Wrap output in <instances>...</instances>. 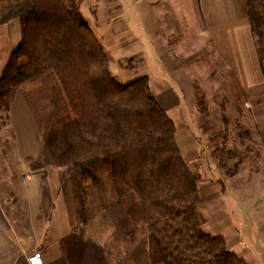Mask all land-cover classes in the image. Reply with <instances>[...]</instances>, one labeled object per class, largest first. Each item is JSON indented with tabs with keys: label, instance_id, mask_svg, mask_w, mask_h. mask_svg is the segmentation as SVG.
<instances>
[{
	"label": "crops",
	"instance_id": "0c3cea01",
	"mask_svg": "<svg viewBox=\"0 0 264 264\" xmlns=\"http://www.w3.org/2000/svg\"><path fill=\"white\" fill-rule=\"evenodd\" d=\"M248 1L114 0L117 5L99 3L91 28L117 82L127 85L148 78L153 96L176 127L183 159L194 170L213 161L207 130L202 131L196 90L202 89L207 97L214 96L213 90L222 94L228 114L225 124L236 136L234 141H230L231 134L222 139L227 147L230 142L237 145L235 153L243 159L233 180L223 188L220 178L214 182L219 191L206 189L200 176L199 211L207 233L222 236L247 264H260L251 251L244 257L243 248L234 249L241 234L231 225L224 201L239 187L251 188L257 178L259 189L264 185V63ZM21 39L19 18L0 20V77ZM125 60H138V66ZM114 66L117 77L112 73ZM26 89H18L11 101L6 126L12 141L0 158L6 174V178L0 174V264H28V256L36 251L43 254L44 264H107L103 244L94 246L92 241L98 238L87 237L83 216L70 215L60 170L41 161L43 135ZM233 151L226 157H232ZM211 165L215 166H204L212 169ZM45 180L48 195L43 194ZM211 193L215 196L208 199Z\"/></svg>",
	"mask_w": 264,
	"mask_h": 264
},
{
	"label": "trees",
	"instance_id": "16d2710c",
	"mask_svg": "<svg viewBox=\"0 0 264 264\" xmlns=\"http://www.w3.org/2000/svg\"><path fill=\"white\" fill-rule=\"evenodd\" d=\"M8 9L0 20L19 18L22 39L0 77L4 123L12 95L34 85L41 120L26 97L43 135L42 163L63 169L75 184L102 172L110 199L130 200V220L147 229L149 264H247L222 236L205 231L200 175L184 161L176 127L148 78L123 85L112 77L73 0H14ZM248 14L264 63V0H249ZM230 153L211 155L223 162ZM42 189L48 195L46 180Z\"/></svg>",
	"mask_w": 264,
	"mask_h": 264
},
{
	"label": "rangeland",
	"instance_id": "374dc122",
	"mask_svg": "<svg viewBox=\"0 0 264 264\" xmlns=\"http://www.w3.org/2000/svg\"><path fill=\"white\" fill-rule=\"evenodd\" d=\"M73 1L77 5V8L90 28L94 25V11L99 8V3L117 5L114 0ZM13 3L14 0H0L1 17H3L5 13L9 12L8 8ZM124 19L126 20L130 18L125 17ZM121 31H125V28ZM99 35L101 37L100 33ZM124 38L126 39L125 35ZM125 62L130 66L134 65L135 68L138 66V60H133L132 63L130 60H125ZM115 70L116 67L114 66L112 73L115 77H117L118 74ZM30 85L31 84H27L24 86L27 88V93L25 94L29 95L34 104V111H36V114L40 119V116H42L43 112L40 110L41 107L38 105L39 103L35 100L34 85ZM216 91L219 90H213L214 96L212 97L205 96V93L202 89L199 91V93L202 94L200 98H205V104L199 107L201 122H203L202 131L205 132L207 130L208 135H206V142L210 146L209 149H212L211 153L214 151V149L215 152L222 150L223 148L226 152H228V150L234 149L232 152L233 156L228 159L226 158L227 162L225 160L220 162L219 160L215 159H213V161L210 163L209 161L205 163L203 162V169H198V171L201 174L200 176L203 183L205 184L206 189L218 188L219 191L221 190L219 188L220 186L218 187L214 182L220 178L221 182L223 184L225 183V186L230 182V180H233L232 178L236 171H238L243 157L238 158L237 154L235 153L237 151V145L234 146L231 142L228 144V147L224 145L225 141L222 139L223 136H227L226 134H231L232 136L230 137V141H234L236 136H234L235 131L227 129L229 124L226 125L225 120L226 117L228 118V114L225 113V109L223 108L224 100L222 98V94ZM15 94L12 95V99H14ZM5 116L6 115L3 113V111L0 112V158L4 153V149L5 152L8 151L7 148L9 147V142L12 141V136L8 130V126H6V121L4 123ZM261 141L262 144H264V138H261ZM238 151H240L239 153H243V150ZM2 163L3 162L0 161V174L3 177L5 173L2 172V170H4ZM252 163L254 162H247V164ZM209 164H215V166L211 165L212 169L204 166ZM200 165H202L201 162L199 167ZM56 168H58L61 173L60 183L63 185V193L68 203L70 215L75 217V213H79L83 216L82 223H85L88 229L87 237L93 239L98 238V240L95 239L92 241L94 246L103 244L101 249L107 258V264H149V258L146 249L148 247L147 229L142 225L134 224L130 220L128 216V210L132 206L131 201L128 199L120 201L111 200L110 195L103 187L105 185V177L100 171L95 172L97 174L96 178L92 176H86L85 179L79 177L75 181L77 184L76 185L74 181L68 182L69 179L65 178V176L69 177L67 172H63V169L59 167ZM193 168L195 169V167ZM4 178H6V174ZM258 182L259 179L257 178V180L252 184V187H249V189L246 190H244L242 187H239L235 193H230L228 198H226L224 201L225 208L230 213L229 214L227 212V215L230 216V221L232 223L231 225H233L241 234L239 236L238 244L235 245L234 249L236 248L239 250V248H243L244 250H242L243 252L241 255L244 257H246V255L249 256L251 251L260 264L261 262L264 264V241L261 240V237L264 235V223L261 222L264 221V185L262 184L263 187L259 189ZM68 183L70 185H67ZM233 185H235V183L231 184L230 186L228 185L227 189H230L231 187L233 188ZM214 196L215 195L211 193L208 199L214 198ZM249 201H252L253 203H248ZM247 203L248 205H246ZM208 210H213V207L208 208ZM82 212L84 214H82ZM261 224H263V226ZM224 226H226V224L223 225V227ZM99 238H101V240H99ZM235 241L236 239L234 242ZM92 243L91 246L93 247ZM240 244L242 245L240 246Z\"/></svg>",
	"mask_w": 264,
	"mask_h": 264
},
{
	"label": "built area",
	"instance_id": "2783aa9c",
	"mask_svg": "<svg viewBox=\"0 0 264 264\" xmlns=\"http://www.w3.org/2000/svg\"><path fill=\"white\" fill-rule=\"evenodd\" d=\"M28 264H44L43 254L36 251L28 256Z\"/></svg>",
	"mask_w": 264,
	"mask_h": 264
}]
</instances>
